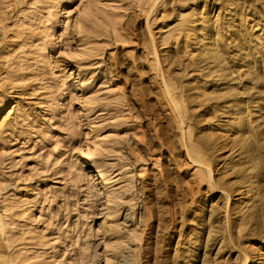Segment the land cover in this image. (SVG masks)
Instances as JSON below:
<instances>
[{"label":"rangeland","instance_id":"1","mask_svg":"<svg viewBox=\"0 0 264 264\" xmlns=\"http://www.w3.org/2000/svg\"><path fill=\"white\" fill-rule=\"evenodd\" d=\"M244 259L264 0H0V264Z\"/></svg>","mask_w":264,"mask_h":264},{"label":"bare ground","instance_id":"2","mask_svg":"<svg viewBox=\"0 0 264 264\" xmlns=\"http://www.w3.org/2000/svg\"><path fill=\"white\" fill-rule=\"evenodd\" d=\"M193 151H195V150H193ZM197 151H198V150H197ZM195 152H196V151H195ZM195 152H193V153L196 154ZM188 153H189V152H188ZM197 153H199V152H197ZM187 155H188V154H187ZM196 155H197V154H196ZM189 156H190V154H189ZM191 157H192V155H191ZM208 157H209V156H208ZM189 158H190V157H189ZM190 159H192V161H193V157L190 158ZM197 159H198V158H197ZM197 159H196V161H199V160H197ZM214 159H216V158H214ZM214 159H213V160H214ZM217 159H218V157H217ZM202 160H203V159H202ZM202 160H201V161H202ZM201 161L196 162V164H197V163H198V164L201 163ZM203 161H204V160H203ZM194 162H195V160H194ZM194 162H193V163H194ZM209 162H210V161H209ZM203 163H204V162H203ZM207 163H208V162H207ZM202 165H203V164L201 163V166H202ZM206 167H207V166H206ZM211 167H212V166H211ZM211 167H209L208 169H212ZM205 171H206V169H205ZM208 171L210 172V170H208ZM211 171H212V170H211ZM209 172H208V173H209ZM205 174H207V173H205ZM210 174H211V173H210ZM208 176H209V175H208ZM239 191H240V190H239ZM239 191H238V192H239ZM244 194H245V193L240 192L239 195H241V196H240L239 198H241L242 195H244ZM229 195H230V194H229ZM237 195H238V194H237ZM227 196H228V194H227ZM236 197H237V196H236ZM230 198H231V197H230ZM239 198H238V199H235V200L232 199V200H233L234 202H238V201L240 200ZM243 261H244L243 264H246V262L248 261V259H247V260L244 259Z\"/></svg>","mask_w":264,"mask_h":264}]
</instances>
